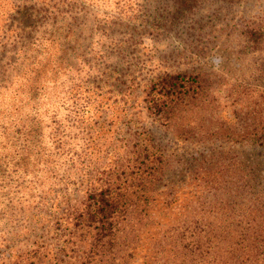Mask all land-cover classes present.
Returning <instances> with one entry per match:
<instances>
[{
    "label": "trees",
    "instance_id": "16d2710c",
    "mask_svg": "<svg viewBox=\"0 0 264 264\" xmlns=\"http://www.w3.org/2000/svg\"><path fill=\"white\" fill-rule=\"evenodd\" d=\"M51 1L1 29L0 264H264V124L190 123L212 104L200 74L159 75L141 96L92 73L73 6ZM239 36L264 47L259 22ZM143 115L210 152L185 165Z\"/></svg>",
    "mask_w": 264,
    "mask_h": 264
},
{
    "label": "rangeland",
    "instance_id": "374dc122",
    "mask_svg": "<svg viewBox=\"0 0 264 264\" xmlns=\"http://www.w3.org/2000/svg\"><path fill=\"white\" fill-rule=\"evenodd\" d=\"M63 1L83 26L78 36L85 40L92 73H122L141 96L159 75L200 74L212 104L190 115V123L193 119L197 128L211 132L222 126L223 133L228 127L222 124L233 126L252 115L264 124V47L247 52L239 36L245 21L264 27V0H52L50 5ZM33 4L41 3L0 0V35L6 15ZM143 118L156 141L185 165L192 156L210 152Z\"/></svg>",
    "mask_w": 264,
    "mask_h": 264
}]
</instances>
